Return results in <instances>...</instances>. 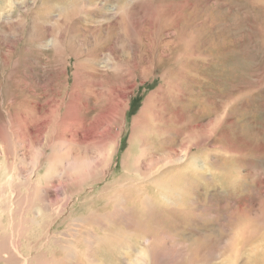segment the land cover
Segmentation results:
<instances>
[{
	"label": "rangeland",
	"instance_id": "374dc122",
	"mask_svg": "<svg viewBox=\"0 0 264 264\" xmlns=\"http://www.w3.org/2000/svg\"><path fill=\"white\" fill-rule=\"evenodd\" d=\"M0 264H264V0H0Z\"/></svg>",
	"mask_w": 264,
	"mask_h": 264
}]
</instances>
